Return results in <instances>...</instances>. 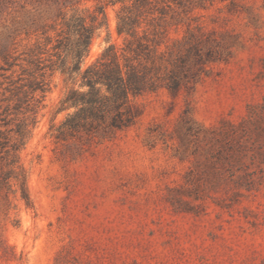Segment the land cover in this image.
Instances as JSON below:
<instances>
[{
    "label": "rangeland",
    "instance_id": "374dc122",
    "mask_svg": "<svg viewBox=\"0 0 264 264\" xmlns=\"http://www.w3.org/2000/svg\"><path fill=\"white\" fill-rule=\"evenodd\" d=\"M72 16L96 28L70 76L55 47ZM110 45L144 75L131 120L71 129L67 98ZM0 245V264H264V0L4 10Z\"/></svg>",
    "mask_w": 264,
    "mask_h": 264
},
{
    "label": "trees",
    "instance_id": "16d2710c",
    "mask_svg": "<svg viewBox=\"0 0 264 264\" xmlns=\"http://www.w3.org/2000/svg\"><path fill=\"white\" fill-rule=\"evenodd\" d=\"M20 0H0V14L9 8H13ZM61 5H68L72 0H53ZM117 1V0H115ZM99 14H103V9L98 8ZM67 33L71 39L67 38L63 44L59 43L55 48H60L61 44L65 48V56L59 59L57 67L62 72L78 73L80 62L88 52L94 26H87L80 16H72L66 23ZM131 27H121L119 32L129 33ZM112 45L108 46L101 57L92 66L87 67L81 74V85L87 86L85 92H71L67 100H71L73 106H78V110L71 115L64 123L71 129L84 127L91 122L97 121L108 126L119 128L126 125L131 120L130 107L127 104L128 96L136 95L144 87V75H142L134 65L125 62L122 66L117 62ZM70 58L72 66H67L66 59ZM127 61V60H126ZM104 89V91H103ZM21 197L26 207H32L25 183L20 184ZM14 253L7 247L0 245V261L8 262L14 258Z\"/></svg>",
    "mask_w": 264,
    "mask_h": 264
}]
</instances>
